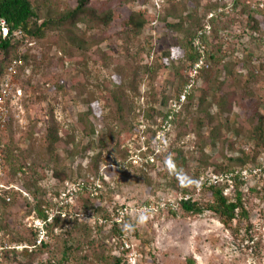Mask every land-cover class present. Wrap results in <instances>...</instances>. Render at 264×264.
<instances>
[{
    "label": "rangeland",
    "instance_id": "1",
    "mask_svg": "<svg viewBox=\"0 0 264 264\" xmlns=\"http://www.w3.org/2000/svg\"><path fill=\"white\" fill-rule=\"evenodd\" d=\"M31 2L41 35L0 52L3 69L20 60L22 92L0 128V264H264V172L236 174L264 156V0H90L76 16L78 0ZM194 34L208 66L146 162ZM231 173L218 184L243 192L248 216L227 227L178 209L212 199L199 176Z\"/></svg>",
    "mask_w": 264,
    "mask_h": 264
},
{
    "label": "built area",
    "instance_id": "2",
    "mask_svg": "<svg viewBox=\"0 0 264 264\" xmlns=\"http://www.w3.org/2000/svg\"><path fill=\"white\" fill-rule=\"evenodd\" d=\"M22 31L21 30H15L12 31L10 25L8 24L7 20L4 17H0V36L3 39L9 38L13 42H18L19 37L21 36ZM20 64L19 59H13L8 67L6 72L3 74V76L0 77V128H3L8 120L10 111H11V104L15 102L16 98L21 96V89L16 86L14 76L17 73V68ZM203 66H208V64H205V61L203 57H199L196 61H194L189 69L187 80L185 81L181 91L171 98L169 100L168 108L165 111L164 116L160 119L159 124L156 126V131L154 138L152 140V146L151 151L148 153L146 157V162H154L156 160V156L160 154L166 145L169 142L171 133L174 129V120L176 119L177 114L182 111L184 104L187 101V97L189 94L193 92V89L196 85V79H198L200 70L203 68ZM146 149V148H145ZM138 158H140L137 154L135 155ZM135 162L137 160L134 159ZM250 172L251 175L259 174L264 172V156L261 157V162L258 166L253 167L252 169L248 170H241L240 172H237L236 174L239 175L241 178H245L246 174ZM212 175V176H211ZM233 173L230 175H216V174H208L207 177H202L203 180H201L197 184V189H200L204 183L209 184H217L221 181H228L232 183L233 181ZM99 186V185H98ZM231 187L233 188V184H231ZM95 189L96 186H95ZM191 197L190 194H184L181 195L180 201L182 200H189ZM124 209V210H123ZM126 208L117 209L114 213L113 221L119 225H124L125 222V211ZM48 217L44 218L43 220H38V223H36V228L39 231V236L37 243L42 244L44 240L48 237L47 235V227H48ZM121 226V228L124 229V227ZM131 258V257H130ZM129 264H136V259L131 258L129 261Z\"/></svg>",
    "mask_w": 264,
    "mask_h": 264
},
{
    "label": "trees",
    "instance_id": "3",
    "mask_svg": "<svg viewBox=\"0 0 264 264\" xmlns=\"http://www.w3.org/2000/svg\"><path fill=\"white\" fill-rule=\"evenodd\" d=\"M89 1L90 0H78V4L71 11V15L76 16L77 14L81 13L85 9ZM0 17H4L7 20L12 31L15 30L22 31V34L19 37L18 42L23 39L40 36L42 32V27L46 26L44 22L40 26L31 25V20L36 19L38 17L31 0H0ZM196 36L197 34H194L192 39L188 42L189 43L188 48L190 50L189 57L193 62L196 61L201 55L199 51H196V48L193 45V41L196 38ZM18 42H13L9 38L3 39L0 36V52L8 50ZM210 57L214 58V55L211 54ZM10 62L11 60L6 64L4 69L3 67H0L1 68L0 77L3 76V74L6 72ZM192 94L193 92L188 95L187 101L184 104L182 111H180L177 114L176 119L174 120V125L177 119L179 118L180 114L183 112L184 107L189 103ZM256 130L257 133L262 132L263 130L262 122H260ZM155 131L153 133V138L155 135ZM239 160L240 162L244 161L241 158ZM227 171L232 172L231 169ZM199 179L200 176L196 179L195 181L196 184L200 182ZM205 184L206 183H204V186ZM206 186H208V188L211 191L212 199L210 201H208L206 204H200L197 200L190 198L189 200L180 201L178 209L188 214L202 213L205 210L213 211L214 213L219 215L220 219L227 227L230 226L234 220L239 219L240 216L242 217L248 216L243 201L244 195L241 190L237 188L235 191L233 189L231 192L227 193L225 192L226 187L225 186L223 187L221 184L212 183ZM103 217L105 218L104 220H107L108 216H103ZM113 223H114V228L119 232V235L121 236L123 234V229H120L119 224L115 223L114 221ZM47 245L48 244L46 242L45 243L43 242L41 244V246L43 247H47ZM116 260H117V264H122L121 258H116ZM54 264H61V263L54 262ZM186 264H197V263L193 257H188L186 259Z\"/></svg>",
    "mask_w": 264,
    "mask_h": 264
}]
</instances>
